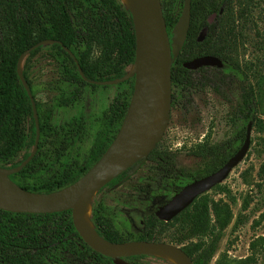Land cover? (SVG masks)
Wrapping results in <instances>:
<instances>
[{"label": "trees", "instance_id": "obj_1", "mask_svg": "<svg viewBox=\"0 0 264 264\" xmlns=\"http://www.w3.org/2000/svg\"><path fill=\"white\" fill-rule=\"evenodd\" d=\"M183 1L160 0L170 41ZM263 1L191 0L186 40L171 64V108L189 104L194 93L207 88L224 101L232 102L231 96L235 132L225 142L193 152L203 162L202 168L193 172L179 168L175 155L159 151L157 144L146 160L139 162H143L140 168L145 166L152 173L153 188L148 184L134 186V193L115 188L137 163L93 198L90 221L97 235L112 243L164 242L184 251V244L196 239L197 248L185 252L193 264H210L223 232L211 222L215 204L207 193L169 222L158 220L154 213L183 186L221 168L239 149L249 122L264 134V123L256 117L264 98V70L249 74L236 60L248 32H258L257 26L264 17ZM44 40L54 41L48 46V55L58 64V76L43 85L54 96L49 104H35L37 151L20 172L9 176L17 186L36 194L68 188L99 160L119 130L134 84V77L113 87L91 83L121 79L126 75L125 69L134 63L133 22L121 0H0V168H16L33 149L37 127L31 100L17 74V62L25 51ZM41 48L32 50L30 55ZM96 49L99 56L92 62ZM202 56L218 58L222 67L183 68V63ZM111 87L113 97L106 104L103 93H99ZM30 91L33 98L35 90ZM87 99L94 103L89 113L82 111ZM73 108L80 111L67 116ZM106 190L113 194L115 206L102 202L101 194ZM212 190L230 194L222 184ZM133 210L142 214L139 225L127 219ZM243 223L244 217L239 215L233 228ZM148 257L131 256L124 261L147 264ZM0 264L114 263L82 241L72 224L70 210L53 214L0 210Z\"/></svg>", "mask_w": 264, "mask_h": 264}, {"label": "water", "instance_id": "obj_2", "mask_svg": "<svg viewBox=\"0 0 264 264\" xmlns=\"http://www.w3.org/2000/svg\"><path fill=\"white\" fill-rule=\"evenodd\" d=\"M125 6L130 12L135 34V58L132 71L121 79L91 83L110 86L134 77L127 111L115 138L99 160L74 184L58 192L31 193L17 186L9 178L11 174L20 172L31 161L37 151L38 143L35 102L18 70L19 63L24 55L42 45L53 44L54 41H40L19 57L17 74L31 100L37 131L29 156L16 168H0V210L15 214H53L70 210L72 224L82 241L94 252L113 259L114 264H128L124 258L139 255L161 258L165 256L176 264H193L188 254L181 247L173 244L149 241L109 242L97 235L90 221L91 202L97 192L134 164L144 162L164 136L171 113V64L185 43L190 23L191 0L183 1L179 17L172 30L171 41L168 38L160 0H129V5ZM201 67L221 68L222 63L213 56H202L183 63V68L187 70ZM79 73L84 78L80 69ZM158 106L161 107V122L158 126H154L153 121L158 113ZM251 132L252 123L249 122L237 152L217 171L183 186L165 204L157 208L155 217L160 221L169 222L197 197L222 184L246 156L251 144ZM141 164L142 162L132 169L115 188H119L126 179L135 175ZM86 212H89L88 222L91 229L84 221Z\"/></svg>", "mask_w": 264, "mask_h": 264}, {"label": "rangeland", "instance_id": "obj_3", "mask_svg": "<svg viewBox=\"0 0 264 264\" xmlns=\"http://www.w3.org/2000/svg\"><path fill=\"white\" fill-rule=\"evenodd\" d=\"M262 12H264V1ZM257 27V33L247 31L248 38L243 40V46L237 51L236 60L239 66L249 74L250 71L253 73L256 70L260 73L264 70V65L260 67L264 64V17L260 19ZM48 46L49 43L42 45L41 50L35 54L24 55L18 67L26 85L29 89L35 90L33 96L35 104H49L54 96L43 88L45 83L56 80L58 76V64L49 57ZM98 56L99 51L96 49L91 61L95 62ZM125 71L129 74L132 69L126 68ZM251 80L255 81L253 77ZM112 87L99 93H103V101L106 104L112 100L114 93ZM229 97L232 102L224 101L207 88L194 93L189 104L173 106L168 126L157 149L174 154L179 168L188 172L200 170L203 162L193 152L225 142L235 132L234 98ZM92 104L94 105L90 100H85L82 103V111L91 112ZM79 111V108H73L66 115H75ZM256 117L264 123V98L256 110ZM238 125L240 129L242 123ZM151 176L152 173L143 166L117 191L134 193L132 187L145 184L153 188ZM222 185L228 188L229 195L217 194L213 190L207 193L215 204L214 210L211 211V222L223 232L219 248L210 264H264V134L262 132L252 127L251 144L246 156L230 172ZM101 200L108 206H115L113 194L108 190L101 194ZM239 215L244 217V223L234 229L233 225ZM127 219L139 225L142 214L138 210H133L127 214ZM198 245L199 241L193 239L184 244V249L191 253ZM160 258L150 256L145 262L171 264Z\"/></svg>", "mask_w": 264, "mask_h": 264}, {"label": "bare ground", "instance_id": "obj_4", "mask_svg": "<svg viewBox=\"0 0 264 264\" xmlns=\"http://www.w3.org/2000/svg\"><path fill=\"white\" fill-rule=\"evenodd\" d=\"M125 5H129V0H121ZM158 96L160 97V92H158ZM161 107L158 106V113L155 115L154 121H153V125L154 126H158L161 122ZM88 216H89V212H86L84 215V221L86 222L87 226L91 229V225L88 222ZM163 258H166L171 264H176L173 260L163 256Z\"/></svg>", "mask_w": 264, "mask_h": 264}, {"label": "flooded vegetation", "instance_id": "obj_5", "mask_svg": "<svg viewBox=\"0 0 264 264\" xmlns=\"http://www.w3.org/2000/svg\"><path fill=\"white\" fill-rule=\"evenodd\" d=\"M240 146H241V145H240ZM199 159L201 160V158H199ZM142 163H143V162H142ZM190 183H191V182H190ZM173 195H174V194H173ZM171 197H172V196H171ZM171 197H170V198H171ZM170 198H169V199H170ZM169 199H168V200H169ZM170 221H171V220H170Z\"/></svg>", "mask_w": 264, "mask_h": 264}]
</instances>
